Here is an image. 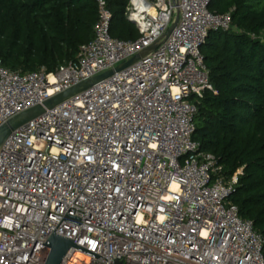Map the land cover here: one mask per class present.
I'll list each match as a JSON object with an SVG mask.
<instances>
[{
	"label": "built area",
	"instance_id": "2783aa9c",
	"mask_svg": "<svg viewBox=\"0 0 264 264\" xmlns=\"http://www.w3.org/2000/svg\"><path fill=\"white\" fill-rule=\"evenodd\" d=\"M97 3L94 37L55 71L10 70L0 59V126L129 60L162 37L176 9L180 17L155 51L6 139L0 264H45L58 225L102 255L72 247L61 264H264L263 235L229 201L238 173L227 177L193 139L196 102L212 88L201 48L211 31L232 28L231 13L211 11V0H128L139 37L124 40L111 35L108 0Z\"/></svg>",
	"mask_w": 264,
	"mask_h": 264
},
{
	"label": "trees",
	"instance_id": "16d2710c",
	"mask_svg": "<svg viewBox=\"0 0 264 264\" xmlns=\"http://www.w3.org/2000/svg\"><path fill=\"white\" fill-rule=\"evenodd\" d=\"M128 0H108L116 38L137 39ZM232 28L211 31L201 50L212 88L197 103L193 139L224 174L238 173L229 197L264 237V0H211ZM97 0H0V59L10 69L55 71L94 37ZM115 26V30L113 29Z\"/></svg>",
	"mask_w": 264,
	"mask_h": 264
},
{
	"label": "water",
	"instance_id": "95a60500",
	"mask_svg": "<svg viewBox=\"0 0 264 264\" xmlns=\"http://www.w3.org/2000/svg\"><path fill=\"white\" fill-rule=\"evenodd\" d=\"M173 3L175 5H178V0H173ZM179 17H180L179 9H176L175 19L172 22L171 26L167 29V31L162 35V37L157 42L152 44L150 47L144 49L143 51H141L137 54H135L129 60L123 61L118 66H116L115 68L109 69L104 73H101L99 75L88 78V79H86V80H84V81H82V82L62 91V92H60V93H57L54 96L46 99L43 103L34 105V106L16 114L15 116L11 117L10 119H8L5 123H3L0 126V151L2 149L3 144L5 143L6 139L16 129L20 128L21 126L25 125L26 123L30 122L31 120L39 117L40 115L45 113L48 109L54 108L55 106L66 101L67 99H69V98L75 96L76 94L88 89L89 87H91L92 85L102 81L103 79L110 77L115 72H118V71H121V70L127 68L128 66L132 65L133 63H135L139 59H141V58L147 56L148 54L152 53L153 51H155L163 42H165L170 37V35L172 34V32L174 31V29L177 26ZM63 219L81 224L80 223L81 217H77V216H74V215H71L68 213L64 216ZM62 220H61V222H62ZM57 227H56V229H57ZM55 230L53 231L51 236L48 238L46 243L43 242L44 244L48 245L50 248V252H49V255L47 257L45 264H61L63 262L65 255L67 254V252L72 247H77V248H79V249H81L87 253H90L96 257L102 256V255H99V254H97V253H95V252H93V251H91V250H89L83 246L77 245L76 242L74 241V239L56 234ZM119 264H121V262H119Z\"/></svg>",
	"mask_w": 264,
	"mask_h": 264
},
{
	"label": "bare ground",
	"instance_id": "6f19581e",
	"mask_svg": "<svg viewBox=\"0 0 264 264\" xmlns=\"http://www.w3.org/2000/svg\"><path fill=\"white\" fill-rule=\"evenodd\" d=\"M77 257L85 258V256H84L83 254H81V253H78V254H77ZM75 261H76V259H75Z\"/></svg>",
	"mask_w": 264,
	"mask_h": 264
},
{
	"label": "rangeland",
	"instance_id": "374dc122",
	"mask_svg": "<svg viewBox=\"0 0 264 264\" xmlns=\"http://www.w3.org/2000/svg\"><path fill=\"white\" fill-rule=\"evenodd\" d=\"M114 30H115V26H114V28H113ZM111 35L113 36V37H115L113 34H112V32H111Z\"/></svg>",
	"mask_w": 264,
	"mask_h": 264
}]
</instances>
